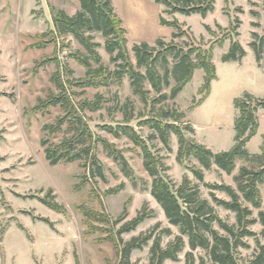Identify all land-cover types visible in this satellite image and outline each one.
I'll use <instances>...</instances> for the list:
<instances>
[{"label": "rangeland", "instance_id": "1", "mask_svg": "<svg viewBox=\"0 0 264 264\" xmlns=\"http://www.w3.org/2000/svg\"><path fill=\"white\" fill-rule=\"evenodd\" d=\"M115 12L123 20L127 33V48L131 61L136 64L133 53L135 44L156 45L159 38L169 42L177 27L161 22L178 20L186 34L174 38V42L184 49L200 47L213 48V63L216 77L211 82L210 93L200 103L193 105V98L202 97L199 89L204 83L205 71L195 70L193 78L184 86L175 99L156 104L151 101L157 96L148 80L145 88L150 90L149 102L145 103L130 84L129 76L114 80L109 85L87 87L69 84L86 76L87 68L74 57L75 53H86V49L72 35L58 34L52 20L53 9L63 8L74 13L79 8L78 0H0V264H119L121 248L117 232L128 220L137 216L140 210L150 213L135 230L123 233L124 241L154 229L161 236V244L166 247L179 228L170 224L163 209L151 194L152 180L143 164V152L130 138L115 137L103 129L105 125L116 126L125 122V112L121 107L127 103L133 117L128 122L139 134L148 139L149 145L161 156L171 180L181 183L185 176L198 182L190 166L201 167L195 158L184 163L177 159L178 138L171 135V148L159 138L151 139L154 131L142 121L154 116L160 108H178L187 115L184 121L194 128V133L186 135L205 144L214 152L229 150L234 145L235 120L238 110L235 99L245 92L257 98H264V55L259 64L250 43L253 32L264 36V0H216L215 10L206 17L195 13L185 15L170 14L166 5L155 0H112ZM241 21L237 36L233 25ZM209 27L210 29H208ZM239 40L246 50L241 61H223L222 55L229 51L231 41ZM95 40L102 62L114 70L116 64L105 49V38L95 33ZM220 42H223L221 45ZM40 44V45H39ZM170 70L174 60L170 56ZM96 66V64H94ZM164 73V67L159 65ZM144 72V69H142ZM57 75L66 84L67 92L76 107V102L97 94L103 95L104 103L98 111L79 112L95 136L114 143L122 150L129 167L109 155V151L99 142L97 155L103 165V175L93 181H86L88 171L79 162L49 164L41 140L48 137L43 125L54 123L65 110L51 106L48 111L36 106L50 94H59L53 77ZM170 78V86L164 92L170 93L175 85ZM259 127L248 141L249 153L254 156L261 152L264 141V108L258 110ZM68 124L62 131L50 137L54 142L71 135ZM243 165L259 166L252 160L238 158L231 174L216 164L204 169V181L227 183L236 188L235 176ZM80 184V187H76ZM123 185L116 193L115 188ZM203 197L211 200L210 191L199 183ZM264 209V182L259 185ZM223 199H230L217 191ZM58 204L53 209L51 204ZM257 216L259 208L245 203ZM83 207L106 214L109 223L89 222L83 215ZM219 215L229 224L237 222L234 212L216 206ZM170 228L171 233L166 232ZM256 237H246L249 247L237 251L241 262L250 259L258 249V241L264 243V225L257 223L250 227ZM179 253V260L165 261V264H186V253L190 250L188 239ZM151 239L142 249L131 255V264H150ZM196 264L201 258L208 259L206 252L198 248L194 251ZM210 264V262L208 263Z\"/></svg>", "mask_w": 264, "mask_h": 264}, {"label": "trees", "instance_id": "2", "mask_svg": "<svg viewBox=\"0 0 264 264\" xmlns=\"http://www.w3.org/2000/svg\"><path fill=\"white\" fill-rule=\"evenodd\" d=\"M166 5V11L170 14L181 13L191 15L198 13L206 17L215 10L216 0H155ZM80 8L73 14H68L62 9H53L52 20L54 29L61 35H72L86 49V53H75L73 57L87 68L86 76L76 82L67 81L69 84L77 85L86 89L87 87H99L109 85L110 82L122 81L124 76H129L130 84L136 94L145 102H149L150 90L145 88V81L148 80L157 96L152 99L151 107L162 104L168 99H175L183 90L184 86L193 78L195 70L201 68L205 71L204 83L199 89L202 95L198 100L193 98V105L202 102L210 93L211 82L216 77V67L213 63V48L202 49L191 47L184 49L174 42V38L183 36L186 31L176 19L169 21L164 17L161 22L177 27L173 33V39L166 42L159 38L156 45L146 42L135 44L133 53L136 64L131 61L128 48L126 29L123 27V20L115 12L112 0H79ZM233 29L237 36L241 21L237 18ZM210 29L209 27H207ZM95 33H100L105 40V49L110 54V59L116 64L114 70L105 66L102 56L98 50L101 43L95 40ZM253 40L250 45L253 48L257 61L261 62L264 55V36L253 32ZM223 45V42H220ZM40 45V44H39ZM246 55V50L239 40L232 39L229 51L222 55L223 61H241ZM175 61L170 70L169 57ZM96 64V66H94ZM159 65L164 67V73L159 70ZM144 69V72L142 71ZM176 83L171 87L170 93L164 92V88L170 86V78ZM59 94H50L45 100L39 102L36 109L48 111L51 106H60L65 110V115L60 116L54 123L43 125V131L48 137L41 140L46 159L49 164H68L79 162L80 167L88 173L86 181L91 182L96 176L103 175V165L97 155V145L101 142L109 151V155L118 160L122 166L129 167V164L122 152L117 149L114 143L100 136H95L88 124L84 121L79 112L86 110L98 111L102 109L103 95L97 94L93 99L84 98L76 102L74 106L66 88L59 76L53 77ZM235 106L238 115L235 120L234 145L231 149L214 152L205 144L186 135L185 131L194 133V128L189 122L184 121L186 113L178 108H160L152 117L143 120L142 125L151 128L149 138H159L165 146L171 148V135L178 138L179 148L177 159L184 163L188 158H195L201 167L190 166L198 182L192 181L185 176L181 183L177 184L168 177L163 156L149 145L148 139H144L138 130L129 124L133 113L129 110L127 103L117 108L125 112V122L116 126L105 125L103 129L112 133L115 137L126 136L143 152V164L149 175L153 178L151 194L163 209L170 224L179 228V234L166 246L161 244V236L154 234L152 230L132 237L124 241L122 234L135 230L150 213L145 209L139 211L136 217L126 221L117 232V240L122 245L121 259L119 264H131V255L134 250L142 249L151 239L154 242L151 246L150 264H165V261L179 260V253L183 251L186 240L190 250L186 253V264H196L194 251L198 248L206 252L208 259L201 258L200 264H264V243L258 241V249L253 256L241 262L238 257L240 247H249L244 240L246 237H256L257 233L250 227L257 223L264 225L263 199L259 185L264 182V141L261 152L252 156L247 148L248 141L257 133L259 127L258 110L264 108V98L254 97L245 92L242 97L235 99ZM68 124L71 135L65 136L58 142L50 137L59 134L63 126ZM238 158L252 160L259 163V166L243 165L238 175L235 176L236 188L227 183H210L204 181V169H211L216 164L226 173L231 174L236 166ZM199 183H203L210 191L211 200L203 197ZM77 188L80 184H77ZM123 185L112 190L116 193ZM217 191L225 193L230 199H223L217 195ZM245 203H250L253 208H259L257 216ZM56 210L58 204H51ZM216 206L235 213L237 222L229 224L218 213ZM83 215L89 222L109 223L106 214L83 207ZM171 233L170 228L165 230ZM3 235L0 232V240Z\"/></svg>", "mask_w": 264, "mask_h": 264}, {"label": "crops", "instance_id": "3", "mask_svg": "<svg viewBox=\"0 0 264 264\" xmlns=\"http://www.w3.org/2000/svg\"><path fill=\"white\" fill-rule=\"evenodd\" d=\"M78 2H79V0H78ZM79 8H80V3H79ZM79 8H78V9H79ZM61 9L64 10L63 8H61ZM78 9H77V10H78ZM77 10H76V11H77ZM65 11H66V10H65ZM76 11H75V12H76ZM66 12H67V11H66ZM75 12H74V13H75ZM67 13H68V12H67ZM74 13H68V14L73 15Z\"/></svg>", "mask_w": 264, "mask_h": 264}]
</instances>
